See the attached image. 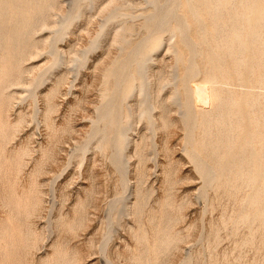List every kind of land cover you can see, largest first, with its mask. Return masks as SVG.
Returning a JSON list of instances; mask_svg holds the SVG:
<instances>
[{
  "label": "rangeland",
  "instance_id": "1",
  "mask_svg": "<svg viewBox=\"0 0 264 264\" xmlns=\"http://www.w3.org/2000/svg\"><path fill=\"white\" fill-rule=\"evenodd\" d=\"M57 1L50 9L48 22L34 33L43 49L34 50L23 62L30 69L24 74L26 85L17 81L6 89L12 95L8 99L10 120L15 122L20 113L25 119L4 142L3 154L9 156L14 150L26 149L16 170V189L20 192L31 186L38 194L27 219L35 229L36 244L24 253L20 264H42L41 260L52 255L57 245L71 249L77 264H135L132 257L139 247L135 231L139 223L134 212L137 189L146 193L145 219L167 193L168 170L178 176L171 187L174 199L185 204L175 224L180 233L183 231V240L169 251L164 264H264V0L157 2V19L147 38L151 40L148 43L155 42L147 48L145 27L141 25L144 10L152 7L147 0ZM111 7L119 8V16L108 21ZM170 7L174 12L180 9L176 13L179 20L175 13L166 21L161 19L169 14L166 10ZM121 10L132 15H120ZM65 14L71 19L60 23ZM196 20L200 22L196 24ZM52 21L60 27L64 23L59 33L55 32L58 27L51 26ZM125 27L133 31L121 33ZM123 36L127 40H122ZM207 47L210 48L205 50ZM137 50L148 58L146 70L139 77L131 75L139 57ZM190 62L199 67L207 63L217 71L219 79L227 76L233 85H241L235 94L238 104H246L247 89L256 86L254 135L258 137V152L254 163L259 166L256 173L255 164L250 167V182L244 180L241 156L227 157L219 177L211 179L205 161L192 153V140L200 139V130L196 128L189 135L190 122L182 120L170 83L176 64ZM222 67L228 71L222 73ZM184 71L186 79H190L188 67ZM200 75L198 79L204 74ZM139 82L141 94L136 87ZM112 87L118 89L115 104H105ZM142 93H147L144 100ZM48 103L55 105L49 120L45 117ZM127 105L136 111L128 128V141L118 154L112 151L107 138L98 139L99 128L104 125V115H120ZM165 110L171 121L160 120V125H155L153 119ZM247 123L243 125L249 132L250 122ZM52 126L60 129L59 137ZM143 138L145 155L141 159L137 149ZM81 201L84 218L78 228L70 230L58 219L75 218ZM0 204L1 219L7 214L1 181ZM146 227L150 229L148 224Z\"/></svg>",
  "mask_w": 264,
  "mask_h": 264
},
{
  "label": "bare ground",
  "instance_id": "2",
  "mask_svg": "<svg viewBox=\"0 0 264 264\" xmlns=\"http://www.w3.org/2000/svg\"><path fill=\"white\" fill-rule=\"evenodd\" d=\"M147 1H148V3L150 2L152 4V7L147 9V10H144V12H143V18L144 19L142 18L143 20L141 23V25L143 24L145 27V29H144L145 32H143V37H144V41H145L144 42L145 48H147L149 43H151V45L153 46V43L155 42L154 41L153 43L152 42L148 43V40H149V39L147 40V38H149L148 37V35H149L148 31H150L151 25H153L154 21L157 19V15H158V14H156L157 6L159 7L160 4H164L163 2H165V0H147ZM157 2L159 5L157 4ZM173 2L174 1L172 0V3ZM57 3H58L57 0H0V181H1L2 198H3V200H5V205L7 207L6 216L0 219V264H20L21 261L24 262V256H25L24 253L28 252L36 244V239H37L35 229L31 226L30 222L27 221V219L31 213V210L33 209L35 201L38 200L37 190L35 189V187H31V186H29V187L26 186L25 188H22V191H20V192L16 189L17 188L16 187V182H17L16 172L18 171V167L20 166V163H21L20 159H21L22 155L24 153H26V149L24 148L22 150H14V151L10 152L9 156L8 155L5 156L3 154V153H5L4 152L5 151L4 142L9 138L11 133H13L15 128H17L18 125L21 124L25 119V115L23 113H20L18 116V119L15 122L10 120L9 115H8V99L12 95H10L9 92L7 93L6 89L11 84L17 83V81L26 85V81H25L26 76L24 74L26 72H29L30 69L27 68L23 62L27 58H29L31 55H33L34 50L43 49V44H41L42 42L35 38L34 33L40 26H42L48 22V18L50 16V9L54 5H56ZM258 3H259V1H258ZM231 5H233V4H231ZM163 6H165V5H163ZM185 6H187L186 3H185ZM255 6H257V5H255ZM251 7H252V4H251ZM254 8L256 9V11L258 10L257 7H254ZM254 8H252V9H254ZM118 10H119L118 7H111L110 8V10L108 11V21L114 20L116 17L119 16ZM178 11H180V9H178L176 12H174V8L170 7L166 10V14L167 13H169V14L167 16L165 15L164 18H161V19H165V21H166V19H170L168 17H170L171 15H173L175 13L174 17H176L179 20V18L176 16L177 15L176 13H178ZM188 11H189V8H188ZM161 12H162V10H161ZM163 13H165V12H163ZM121 14H126L128 16L132 15L131 12L123 13L122 10H121L120 15ZM189 15H190V13H189ZM197 18H199V17H197ZM252 18H253V15H252ZM67 19H71V18H66V14H65L64 18L62 19V21L60 23H62L63 21H64V23H66V21L68 23ZM172 19H173V21L175 20L174 18H172ZM206 19H207V17H206ZM182 21H181V23H182ZM201 21H202V19H201ZM250 22H252V21H250ZM64 23L62 26H64ZM130 23H131V21H130ZM198 23L196 20V24H198ZM186 24H184L185 27H186ZM179 25H180V22H179ZM51 26L52 27H58L57 29H55L56 33H59L62 29V26L60 27L58 25V23L53 22V21H52ZM180 26H183V25H180ZM180 26H178L179 28L178 27H176V28L180 29ZM199 26H200V24H199ZM134 27H136V26H134ZM137 27H139V26H137ZM155 27H157V26H155ZM155 27H154V29H155ZM185 27L183 29H185ZM188 27H191V26H188ZM253 27H254V25H253ZM201 28L203 29V25ZM129 29H130V27H127V28L125 27L121 30V33H123L124 31H129V33H130L132 28L130 30ZM188 29H190V28H188ZM251 29H252V27H251ZM137 30L140 31L139 28H137ZM158 30H159V28H158ZM200 31H202V30H200ZM253 32H255V31L253 30ZM200 34H202V33H200ZM255 34H256V32H255ZM240 35H241V32H239L238 38H240ZM157 37L158 36L156 35V38ZM152 38H154V36ZM183 38H185V37H183ZM189 38H190V36H189ZM128 39H129V37H128ZM122 40H127V39L125 38V36H123ZM136 41H138V40H136ZM149 41H151V40H149ZM156 41H157V39H156ZM141 42L139 41V44H141ZM191 43H190V45H191ZM247 45H245L246 49H248ZM140 46H139V49H140ZM191 47H193V46H191ZM208 48H210V47H207L205 50H207ZM260 49H261V46H260ZM134 50H136V49H134ZM137 51L139 52V50H137ZM137 51L135 53H137ZM188 52L191 53L190 51H188ZM142 53H143V51L139 52V54H138L139 57L137 58L136 63H135L137 65H134V68L131 72L132 73L131 75H134L136 77H139V74L144 72L146 70V67H147L148 58H146V57L143 58L144 56L142 55ZM186 62H188V61H186ZM118 63L119 62H117V64ZM131 65H132V63H131ZM117 66H119V65H117ZM202 66L203 67L197 66V64L195 62L194 63L190 62L189 65H188V63L184 64V65L180 64V63L176 64V67L173 70L174 75L172 76V78L170 80V83H172V86L174 87L173 100H174L175 104H177V106L179 108H181V110L180 111L178 110V112H179L182 120L190 122V130H189L190 134L189 135H192V133H194V130L196 128L198 130H200V135H201L199 137L200 139L195 140L193 138L192 144H191L192 148L191 147L190 148L192 149V151H194V152H192V153H194V156L198 155V157H202L203 161H205L206 170H208V174L211 176V179L219 177L220 169L224 165L226 159H228L227 157H229V156L233 157L235 155H236V157L238 155L241 156L240 158H241V163H242L241 165L243 168L244 180H246L248 178L247 174H249V172H250V167L252 166V164H255L254 161H256V153L258 152V147H257L258 145L256 146V139L258 137L257 136L255 137V135H254V130H255L254 126L257 124V119L254 115L255 106H257L255 104V97H256L257 93L255 92L254 88L255 89H257V88L255 85H251L250 87L248 86L249 87V88L247 87L248 88L247 89V95L249 97L248 101L245 102L246 104H238L239 102H237L235 94L238 92V88L241 85H239V86L237 84L233 85L234 81L231 82L230 80H228V78H225L227 76H224L223 79H219L217 71L214 68H212V66L207 67V63L203 64ZM122 67H124V66H122ZM185 67H188V69H189L188 74L190 75V79H188V80L185 77V75L187 74L184 71ZM252 68H254V67H252ZM121 69H123V68H121ZM226 69L227 68L222 67V69H221L222 73L224 71L227 72L228 70H226ZM205 70L207 73L205 72ZM121 71H123V70H121ZM230 71H232V70H230ZM121 73H123V72H121ZM200 73H202L204 75L202 78L198 79L197 76L200 75ZM247 73H248V71H247ZM131 75H129V76H131ZM230 75H233V74L230 73ZM134 76H132V77H134ZM124 78H125V76H124ZM232 80H235V79H232ZM115 81H117V82H115ZM115 81H114L115 83L120 82L118 80H115ZM245 81H248V80L246 79ZM245 81H244V83H245ZM215 84H217V85H215ZM150 85H151V83H150ZM141 86H142L141 82H139V85H136V87H139L138 91L140 94H141V89H140ZM112 89L113 90L110 91L109 94L107 95L108 99H107L105 104H115V101H113V98L115 97V89H117V88L114 89V87H112ZM117 91H118V89H117ZM142 94H143L142 99L144 100V98H146V96H147V93H145V94L142 93ZM242 94H243V92H242ZM126 96L127 95L125 94V97ZM117 97H118V95H117ZM257 98H259V97H257ZM145 100H147V99H145ZM256 100H258V99H256ZM242 101L244 102L243 99H242ZM126 104H128V103H126ZM166 105L168 106V104H166ZM54 109H55L54 104H52V103L47 104L46 110H45V117L47 118V120L50 119V112L53 111ZM169 109H170V107H169ZM256 110H257V108H256ZM135 111L136 110L132 106L129 107L127 105V107L124 109V111L120 115H117V116H114V115H106L105 116L104 115L103 116L102 119H103L104 125L101 128H99L100 134H99L98 139L102 140V139L107 138L108 142L110 141V143H111V146L113 148V150L112 149L111 150L113 152L116 150L118 152V154L122 153L123 146L128 141V128H129L132 116L135 115ZM256 115H258V114H256ZM160 120H161V122H165V123L170 122L171 119L169 118V111H167V110L163 111L159 115V117L156 116L153 119V122L155 123V125L158 126V125H160ZM258 120H260V119H258ZM247 122H250V128H251L249 131L250 133L247 132L246 126L243 125V124L248 125ZM55 126H52V130H53V133L55 134V136L57 137L58 134L60 133V129L56 128ZM188 140H189V137H188ZM261 142L262 141L260 139V143ZM145 144H146V141L144 138L142 139V141L140 143H138L137 153L141 159L145 155L144 154ZM109 153H111V151ZM113 154H115V153H113ZM190 155H191V153H190ZM194 160H196L195 157H194ZM196 161L198 164V160H196ZM200 162H201V160H200ZM202 165H204V164H202ZM258 166H259V164L257 166L255 164V167H254L255 173L257 172ZM224 171H225V169H224ZM261 173H262V171H261ZM139 174H140V176L143 175V169L142 168H141V172ZM249 176H251V175L249 174ZM256 176H258V174ZM166 178H167L166 180L168 182L169 187L166 189L167 193H166L164 199L161 200L158 203V205L150 213H148L147 218H145V219H144V216L146 214V203H145L146 193H145V191L142 190V188L137 189V201L134 205V212L138 216V223L139 224H138V229L135 231H136V236H137V239L139 242V247L134 252L133 257H132L133 262L135 264H164L166 259H167V255H168L169 251L172 250L173 248L177 247L179 244V241L181 239L183 240L182 235H181V233L183 231L180 233L178 231V229H176L175 224L179 220L180 209L183 207V205L185 203L184 202H177L174 199L173 193L171 191V187L177 181L178 176L175 177L174 174L172 173V171L168 170ZM258 179H260V177ZM261 179H263V178H261ZM247 181L250 182V179L249 180L247 179ZM255 181H256V179H255ZM262 186H264V185H262ZM257 191H258V189H257ZM262 204H264V201ZM244 206H246V205H244ZM247 206H248V204H247ZM84 207H85L84 203L81 201L80 205L76 209L78 212L77 213L78 215L75 218H73L71 220L59 218L58 219L59 222H61V224H64L66 226V228H68L70 230H75L76 228H78L81 220L84 218V215H85V208ZM243 208H241V209H243ZM257 211H259V210H257ZM259 212H261V211H259ZM228 213H229V211H228ZM233 214H235V213H233ZM239 214H240V212H239ZM255 216H256V214H255ZM251 217H252V215H251ZM254 219L255 218H253L252 222L254 221ZM248 223H249V221H248ZM146 224H148L150 226V229H148L146 227ZM227 225H228V223H227ZM251 226H252V223H251ZM149 230L150 231L152 230V232H149ZM240 232L241 231H239V233ZM233 233H235V232H233ZM250 235H251V233H250ZM239 239H240V237H239ZM246 240L247 239L245 237L244 241H246ZM243 244H245V243H243ZM211 248H212V245H211ZM241 253H243V252H241ZM213 254H212V256H213ZM205 256H206V254H205ZM237 257H236V259H237ZM76 261H77V257L74 255V253H73V251H71V249L67 248L66 246L60 248V246L57 245L53 254L50 256H46L44 259L41 260V263L42 264H77Z\"/></svg>",
  "mask_w": 264,
  "mask_h": 264
}]
</instances>
